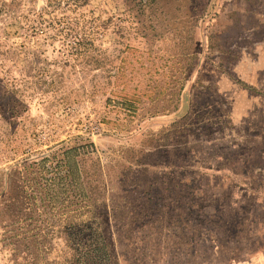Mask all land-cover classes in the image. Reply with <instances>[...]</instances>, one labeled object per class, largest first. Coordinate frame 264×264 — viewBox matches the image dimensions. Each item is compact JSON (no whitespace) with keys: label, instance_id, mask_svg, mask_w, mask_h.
<instances>
[{"label":"rangeland","instance_id":"rangeland-1","mask_svg":"<svg viewBox=\"0 0 264 264\" xmlns=\"http://www.w3.org/2000/svg\"><path fill=\"white\" fill-rule=\"evenodd\" d=\"M262 93L264 0H0V264H59L88 220L116 264H264ZM68 149L49 204L35 165Z\"/></svg>","mask_w":264,"mask_h":264},{"label":"trees","instance_id":"trees-1","mask_svg":"<svg viewBox=\"0 0 264 264\" xmlns=\"http://www.w3.org/2000/svg\"><path fill=\"white\" fill-rule=\"evenodd\" d=\"M237 84L241 86L243 89H246L248 91H251L253 93H256V89L254 87H251L247 85L246 83L242 81H237ZM124 110L129 113V114H134L136 110V106L131 104V103H125L123 105ZM78 150L80 149H68L65 150L58 161L53 163L51 162L49 165H45L49 158L52 157L54 159V156L49 154L46 157H42L40 163L35 165L36 167H39V173H43L45 171V174L43 177H41V181L39 183V186H41V190L43 191V195L46 196V201L49 202V204L53 205L55 204V200L53 199V194H52V188L56 185H58L60 190L63 192L64 190L67 191V187L74 185L76 188L78 185H81L79 182V177L77 176V171H78V163L74 161L73 158H75L78 155ZM69 153H74L73 158L69 159L66 156ZM62 157H65V159ZM71 161V163L69 162ZM42 163V164H41ZM44 164V165H43ZM60 169V170H59ZM61 172V173H60ZM55 175L58 179V182H55V178L53 177ZM75 176V177H74ZM34 185H36V182H33ZM81 188V187H80ZM30 191V189H29ZM81 193L80 195L84 197L82 190L80 189ZM132 192V189L124 191V193ZM133 192H136V189L133 188ZM23 193L25 195V198L27 199V205L30 208L31 205L29 203V200H34L35 199V194L34 191L29 192V197L27 195V191L24 189ZM76 197V202H75V209H71V205H68L67 207L61 206V209H67L66 212H63V215H70L74 213V220L77 221L78 217L82 220V213L77 214V212L82 211L84 208H87V205H83V200L80 199L81 196ZM68 197H66L67 199ZM78 199V200H77ZM179 198H174V199H162L158 198L157 200H148L147 203L148 207H155L156 209L162 210L165 208V205H162L163 202H170L171 204H174V209L178 208L180 210H186L189 214V209L191 208V202L185 201L184 203H179ZM66 201V200H65ZM69 200H67V203H70ZM35 206V202L33 204ZM143 206L145 204L143 203ZM50 208L53 210V206H50ZM191 210V209H190ZM150 211V210H149ZM148 210L144 209L140 213H149ZM151 212V211H150ZM188 214H181L180 217L182 221L186 222L188 218ZM84 215V213H83ZM144 218L148 221V219L151 217L147 216L145 214H142ZM212 215L206 216L209 220L211 219ZM148 218V219H147ZM74 221V222H75ZM70 224L66 226L67 229V236L69 238V243L70 247L66 249L65 253L62 255L65 256V260L61 261L59 264H116L118 263L117 258L115 255H113L112 250L110 246L105 242L103 238V234L101 232V229L98 226V223L95 220H88V221H83L79 224L69 222ZM23 224V220L19 219L17 221H14L11 224V228L14 232V226H20ZM22 227H18L15 229L17 231V235L19 234V239L22 242H26L29 239L32 238H38L39 234H28L30 231H25V232H20ZM38 240H36L37 242ZM39 252L41 250L39 249ZM60 254V253H58ZM42 261L41 262H35L33 264H46L47 260L46 258H40Z\"/></svg>","mask_w":264,"mask_h":264},{"label":"crops","instance_id":"crops-1","mask_svg":"<svg viewBox=\"0 0 264 264\" xmlns=\"http://www.w3.org/2000/svg\"><path fill=\"white\" fill-rule=\"evenodd\" d=\"M261 95H264V93H262ZM256 169V167H254V169L253 170H255ZM258 170V169H257Z\"/></svg>","mask_w":264,"mask_h":264}]
</instances>
